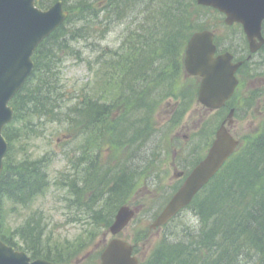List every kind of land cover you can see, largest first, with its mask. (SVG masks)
<instances>
[{"label":"rangeland","instance_id":"374dc122","mask_svg":"<svg viewBox=\"0 0 264 264\" xmlns=\"http://www.w3.org/2000/svg\"><path fill=\"white\" fill-rule=\"evenodd\" d=\"M109 1L68 0L73 12L71 28L83 25L88 32L87 36L93 34L95 36L87 40L73 41L71 45L76 50L68 52L64 62L59 66L55 65L57 71L58 68L61 70L59 73L62 78V89L73 95L67 96L62 104L76 103L78 99L75 98V94L80 90L99 98L102 102L119 101L124 95L126 85L122 82L121 75L124 74L126 63L121 56L127 50L124 44L127 39L126 34L134 25L138 15H147L146 6L152 14L156 10L149 8V5L154 6L160 2L149 0L148 4H145L144 0L133 1L131 4L136 5V8L127 12L128 18L118 19L115 10L104 11L103 5ZM187 5L193 8H189L193 17L196 15L200 17L199 13L203 15L199 20L200 27L212 28L217 37L224 42V47L236 52L238 57L246 54L248 42L239 29L226 27L223 18L213 10L200 9L194 13V5L190 2ZM90 9L98 10L92 12ZM79 15L84 17L79 18ZM108 19L114 20L104 34L102 30L107 25ZM135 31V28L131 29L130 34ZM77 50H81V58H79L80 52L76 56ZM158 65L159 62L157 68ZM170 74L165 72L166 78ZM170 80L176 83L174 78ZM178 81L177 97L168 96L155 100L160 89L153 92L152 88L153 85L162 82V79H158L145 87L131 103L127 104L122 98L123 104L119 106L115 118L112 119L115 129L118 125L116 120L122 122L121 127H123L127 123L135 122V118L141 113H147L152 115V126L159 127V130H156L143 145L141 154L143 156L134 163L139 167L138 173L133 171L137 176H133V186L125 194L126 205H130L137 213L120 237L138 245L137 255L142 263L147 262L163 238H180V235L187 240L191 236V231L198 232L200 221L191 208L185 209L166 226L161 228L152 226L156 214L183 184L184 178L179 172L184 170L189 173L187 165L198 160L192 158L193 152L196 151V158L208 154L216 131L228 114L224 112L218 117L217 112L209 110L198 101L197 89L200 80L197 77L189 76L182 70ZM241 82L236 99L232 103V107L238 108V112L229 125V130L241 141H249L253 140L264 127V51L255 57L249 71L241 76ZM164 88L168 90L167 85L161 87ZM250 96L253 98L251 99ZM248 98L250 101L247 100ZM142 105L144 108H141ZM132 109L133 111L130 112ZM126 114H128L127 121L123 118ZM53 121L46 118L33 119L36 123L32 125L34 131L39 132L40 135L29 132V138L22 150L18 149L21 148L20 142H16L14 151L9 155L11 161L33 160L47 155L48 179L52 184H49L50 187L45 194L39 195L25 208L15 206L11 200L4 198L0 218L4 221L6 235L9 236L11 231L15 227L22 226L30 215L39 213L48 224L44 235L45 247L52 249L53 256L60 254L61 258H70L73 264H100L99 250L101 253L113 235L105 225L96 224L98 220L93 223L90 215L95 214L94 210H99L101 207L105 211L111 210L115 215L117 208L113 210V206L107 204V192L96 189L87 175L86 188L81 190L84 194L80 198L65 190L68 188L64 187L63 183L57 185V182L61 179L65 182L77 179L80 185L83 181L76 177L77 173L82 171L80 170L82 163L75 167L73 165L75 160L96 159L99 165H103L107 163V153L111 149H117L120 156L125 157L130 154L134 146L126 145V138L120 141L119 129L115 133L112 129L103 133L101 127L95 130L87 128L75 137L77 134L75 131L70 135L66 132L68 122ZM229 182H232V179ZM96 197L99 198L95 203L96 209L93 210L89 204L94 203ZM79 216H82L81 221H75ZM64 238L68 241L65 243L68 245L66 248L62 247L61 240ZM188 241L190 242V238Z\"/></svg>","mask_w":264,"mask_h":264},{"label":"trees","instance_id":"16d2710c","mask_svg":"<svg viewBox=\"0 0 264 264\" xmlns=\"http://www.w3.org/2000/svg\"><path fill=\"white\" fill-rule=\"evenodd\" d=\"M55 1L57 0H40V5L47 7ZM133 1L136 0H110L104 3L103 9L109 12L115 10L116 18L125 19L128 18L127 12L136 8V5L131 4ZM144 1L148 4L149 0ZM154 1L156 0H152ZM158 1L160 3L157 5H149V8L155 9L156 12L151 14L146 6L147 15H138L134 25L132 22L133 26L126 34L127 39L124 44L127 50L121 56L126 63L124 74L121 75L126 90L121 99H125L127 104L134 101L136 95L141 94L145 87L158 79H162V82L153 85L152 88L153 92L160 89L155 100L178 96L176 95L179 88L178 78L184 70V50L191 33L200 29L196 26L195 17L189 11L192 7L187 5L188 2L193 4L194 11L205 9L198 6L195 0ZM64 2L72 9L68 0ZM97 10L90 9L92 12ZM81 17L84 16L79 15V18ZM113 20H107L108 23L102 33L105 34L109 30ZM72 22L73 17L70 16L66 23L40 44L34 55L35 71L11 103L15 117L4 129L10 150L0 179V210L4 198L11 200L15 206L25 208L39 195L45 194L50 187L49 184H52L48 179L47 155L33 160H9L16 142H20L21 148L18 149L22 150L29 138V132L40 135L39 132L34 131L32 125L36 123L33 119L46 118L49 121L54 120L53 122H68L66 132L70 135L75 131L77 133H73L76 134L75 137L87 128L95 130L101 127L103 133L109 129L114 130L115 133L119 129L120 141L126 138L125 144L129 147L134 146L130 154L125 157L120 156L117 149H111L107 153V163L103 165H99L96 159L75 160L73 163L75 167L82 163L80 169L82 171L78 172L76 177L82 179L80 185L77 179L69 182L61 179L57 182V185L63 183V186L68 188L65 190L80 198L84 194L81 190L86 188L87 175L96 189L107 192V204L112 205L113 210L120 204L126 203L125 194L133 186V176H137L133 171L138 173L139 170L134 163L143 156L141 155L143 145L157 130V126H152V115L147 113H141L135 118V122L127 123L123 127H121L122 122L116 120L118 125H115L114 129L112 119L115 118L119 106L123 104L121 99L102 102L99 98L80 90L75 94V98L78 99L76 103L62 104L67 96L73 95L62 89V78L59 73L61 70L58 68L57 71L55 65L59 66L64 62L68 52L76 50L71 45L73 41L87 40L95 36L94 34L87 36L88 32L83 25L71 28ZM133 28L136 31L130 34ZM79 52L81 58V50L76 51V56ZM165 72L171 74L166 78ZM172 78L176 83L170 80ZM163 85H167L168 90L161 89ZM141 108H144V105ZM132 111L133 109L130 112ZM123 118L127 121L128 114ZM231 179L232 182H229ZM98 198L96 197L94 203L89 204L91 209H96L95 203ZM189 208L195 212L200 221L198 232L191 231V236L188 237L190 242L180 235V238L165 237L143 264H264V127L253 140L241 144L221 171L197 195ZM94 213L90 215L93 223L98 220L96 224L105 225L106 228L110 226L114 218L111 210L105 211L101 207L99 210H94ZM81 219L82 216H79L76 221L80 222ZM43 221L39 213L30 215L24 225L17 227L12 235L14 238L19 236L24 242V247L26 246L34 257L68 264L60 254L53 256L48 247L44 248L46 225ZM0 233H4V237L10 243H14L12 236L5 235L6 226L1 218ZM62 247L66 248L64 242Z\"/></svg>","mask_w":264,"mask_h":264},{"label":"water","instance_id":"95a60500","mask_svg":"<svg viewBox=\"0 0 264 264\" xmlns=\"http://www.w3.org/2000/svg\"><path fill=\"white\" fill-rule=\"evenodd\" d=\"M211 5L227 15L226 22L243 24L252 52L264 44L262 24L264 0H198ZM60 0L48 10L35 7V0H0V176L3 159L9 149L2 134L4 126L13 118L9 101L31 74L32 55L38 44L56 29L68 16ZM214 33L204 30L190 39L185 57L189 74L201 76L199 100L211 108H220L232 96L238 83L236 71L242 62L234 63L229 52L216 55ZM238 141L233 138L225 123L207 158L188 177L174 195L152 227L162 225L191 203L196 193L210 181L226 160L234 153ZM134 215L129 206H122L111 226L113 234L120 232ZM134 245L114 238L102 254V264H139L133 254ZM0 264H53L38 259L34 262L24 252L15 251L0 241Z\"/></svg>","mask_w":264,"mask_h":264}]
</instances>
